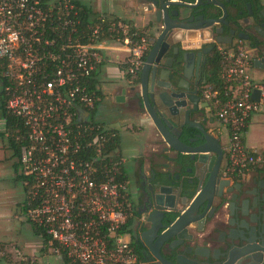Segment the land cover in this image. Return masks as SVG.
Wrapping results in <instances>:
<instances>
[{"label":"built area","instance_id":"obj_1","mask_svg":"<svg viewBox=\"0 0 264 264\" xmlns=\"http://www.w3.org/2000/svg\"><path fill=\"white\" fill-rule=\"evenodd\" d=\"M82 5L0 0L5 108L24 129L17 162L25 216L47 237L45 252L64 264H144L127 228L131 198L119 134L94 119L100 89L91 82L105 44L119 43L127 54L121 77L133 79L148 43L100 11L88 9L84 20ZM253 51L240 41L218 47L221 89L201 90L227 134L225 174L239 177L264 165V155L244 141L251 116L264 119V84L248 75Z\"/></svg>","mask_w":264,"mask_h":264},{"label":"flooded vegetation","instance_id":"obj_2","mask_svg":"<svg viewBox=\"0 0 264 264\" xmlns=\"http://www.w3.org/2000/svg\"><path fill=\"white\" fill-rule=\"evenodd\" d=\"M143 1H149L148 4H152L153 2L152 0ZM169 1H184L191 5H196L194 9L188 11L187 14L183 16L182 20L176 21L173 18V21H167L171 26H180L186 30H173L169 37H172L171 43L166 47L161 46L159 50L162 54L160 69L163 68L166 62H169L171 63V68H169L170 74L173 75L175 71H178V77L175 79L172 77L174 79V85L179 83L181 86L189 88L190 91L196 90L201 99V90L204 86V67L208 62L209 55L217 51L220 46L218 41H227L231 44L240 41L244 44L254 45V48H252L255 50L254 58L260 61L259 66L263 67L264 70V0ZM220 5L223 6L226 15H224ZM156 9L157 7H153V11H157ZM168 9L169 12L173 14L175 7H169ZM150 14L153 16L154 22L158 25L157 30L160 33L163 28L164 18L162 15H159L157 22L156 12ZM221 30V34L216 33V31L219 32ZM188 32H190L189 36L193 39L201 37V40H197L193 45H190L192 43L183 44L186 41V33ZM176 33H181V37L176 36ZM228 37H230V39ZM202 40L207 43L201 44L200 41ZM150 48L149 46L148 51ZM194 48H196L194 50L196 55L202 53L204 50H209L207 53L201 54L198 68L193 69L190 78L184 79L181 82L183 59L184 57L187 58L189 53L192 52L191 49ZM195 59L197 60L196 57ZM139 73H137V76ZM123 81L130 82L131 80L128 81L123 78ZM130 85L132 84L130 83ZM201 103L199 102L200 105ZM157 104L160 105L159 102H157ZM133 105L134 104L131 102L126 106L128 112L133 111ZM160 112L166 114L168 117L167 110L161 105ZM174 122L178 126L174 130L178 140L190 149L197 147L199 143L196 140V136L200 134L199 129L189 127L188 124L183 125V116L174 119ZM189 122L200 125L203 130L210 135L215 133V127L218 125L214 111L206 112V109H201V111L197 113H191ZM170 152L172 156L165 158L169 162L168 165H160V169L150 166L148 170H145L142 164H138L137 170L129 173V191L131 193V209L129 216L130 241L139 260L144 264H162L156 255L166 263L175 264L176 257L181 255V251H183V248L177 251L173 250L178 244L177 241H164V233L179 215L172 212L176 208V205H174L171 212L165 209L162 216L152 212L151 195L156 192L157 183L159 182L163 185L167 191L171 189L172 192H174L175 188L173 187L177 188L178 186H182L184 189L189 190L195 188L198 181H202L203 184L207 176V167L198 163V155L191 152V150L179 153L171 149ZM224 158L223 152V160L218 174L222 179L230 181L229 189H231L232 192L230 194L222 192V195L226 196L228 200L240 191L245 192V194L242 196L241 206H233V213L236 217L235 220L228 218V212L222 210L216 214L214 213L215 217L213 222L220 223V226L212 231V225L210 223L209 225H205L202 231L206 232L207 228L210 229L208 234L211 235L215 242L211 246V249H215L213 255L219 260H222L223 250L220 249V245L217 241L224 240L227 234L237 238V241L234 242L233 252L236 254L241 251L244 244L240 240L244 238V232L238 230L239 226H248L251 229L250 237L254 242H252L248 248L257 251L264 250V177L251 176L247 179L246 177H239L237 175H226L224 174ZM207 162H209V160ZM210 168L214 170V166ZM193 195H195V192ZM168 202L171 201L169 200ZM217 203L218 200L214 199L213 204L215 207ZM255 203L260 204V210L252 208ZM177 205H179V202ZM220 216L226 219L221 221L218 219ZM259 219H261L260 222ZM189 231L194 234V236L198 235V233L193 230ZM198 245L201 249H207V244H204V242H199ZM211 249L209 255L212 253ZM200 254L204 255L206 253L205 251H200ZM183 257L185 260L183 263L185 264H204V259L201 257L191 256L189 258L187 255H183ZM242 264H244V262H242ZM260 264H264V261Z\"/></svg>","mask_w":264,"mask_h":264},{"label":"water","instance_id":"obj_3","mask_svg":"<svg viewBox=\"0 0 264 264\" xmlns=\"http://www.w3.org/2000/svg\"><path fill=\"white\" fill-rule=\"evenodd\" d=\"M152 1V4L145 5V8L149 14L156 12L157 22L159 15H162L164 18L163 28L158 35H155L148 41L151 48L145 57L140 72L138 93L140 97L139 105L144 109L154 127L170 149L179 153L191 150V152L198 155V163L207 167V176L204 183L202 184V181H198L195 188L189 190L184 189L182 186H178L177 188L173 187L175 188L174 192H172L171 189L167 191L163 185L158 182L156 192L151 195L152 212L162 216L165 209L171 212L174 205H176V208L172 212L179 215L164 233V241H177L178 244L173 250L177 251L183 248V251H181L182 254L187 255L189 258L191 256L201 257L204 259V264H242V262H244V264H260L264 261V250L257 251L248 248L249 245L254 242L251 240V229L248 226L238 227V230L244 232V238L240 240L244 245L238 253L235 254L233 252L234 242L237 241L236 237L227 234L224 240L218 241L220 249L223 250L222 260H219L213 255L215 249H211L212 253L209 255L210 248L205 250L201 249L198 245L200 242L199 240L209 246L215 243L210 234L204 237L200 236L204 233L202 231L205 225L211 223L212 231L218 228L220 223L213 222L214 215L222 210H226L228 212V217L235 220L236 217L233 213V206H241L242 196L245 192L240 191L228 200L226 196L222 195V192L230 194L232 190L229 189L230 181L222 179L218 174L223 160V150L220 142L213 135L205 132L200 125L189 122L191 113L200 112L201 109H206L208 105L199 104L200 98L196 90L190 91L189 88L183 87L179 83L177 85L173 84V80L178 77V71H175L173 75L170 74L169 68H171V63L166 62L163 68L160 69L162 58V54L159 51L160 47H166L168 45L167 40L173 30H186L180 26H171L167 21H173V18L176 21L182 20L183 16H185L188 11L194 9L196 5H191L184 1ZM220 6L224 15H226L223 6ZM153 7H157V11H153ZM169 7H175L173 14L169 12ZM216 33L221 34L222 30L219 32L216 31ZM228 38L230 39V37ZM198 40H201V37L198 38ZM200 42L201 44L207 43L203 40ZM218 43L226 44V42L222 41H218ZM195 49L196 48L191 49L192 52L189 53V56L183 59L181 82L184 79L190 78L193 69L198 68L201 54L207 53L209 50H204L202 53L196 55L194 53ZM256 62L260 61L255 60V63ZM172 77H174V79ZM258 95V91H254L251 97L254 101H257ZM116 100H122V97H118ZM157 102L167 110L168 117L166 114L160 112ZM181 116H183V125L188 124L189 127L197 128L200 131V134L196 136V140L199 144L193 149L185 146L175 136L174 130L178 126L174 122V119L180 118ZM208 160L209 162H207ZM211 166H214V170L210 168ZM194 192L195 195H193ZM214 199L218 200L216 207L213 204ZM169 200L172 203L168 202ZM178 202L179 205H177ZM252 208L260 210V204L255 203ZM206 221L209 222L207 223ZM260 221L261 219H259V222ZM189 230L195 231L198 235L194 236ZM200 251H205L206 254H200ZM182 254L176 257L175 264H185L183 263L185 260ZM156 257L162 264H171L162 261L158 255H156Z\"/></svg>","mask_w":264,"mask_h":264},{"label":"crops","instance_id":"obj_4","mask_svg":"<svg viewBox=\"0 0 264 264\" xmlns=\"http://www.w3.org/2000/svg\"><path fill=\"white\" fill-rule=\"evenodd\" d=\"M78 1L94 12L100 11L104 16L108 18L126 22L131 26L132 30H135V32L137 33L146 32L147 43L150 38L159 34L157 29L153 31L151 30L152 29L151 23L155 25L157 24L154 22L153 16L149 14L147 12V9L145 8L146 7L145 5H147L149 1L144 2L143 0H118V1L109 0V3L105 8L103 6L101 7V5L100 6L97 5L98 0H78ZM99 2H101V0H99ZM117 12L120 13L122 16H120ZM139 16H141L142 18H140ZM136 21H139V24H137ZM175 35L181 37L180 36L181 33H176ZM189 35L190 32L186 33L185 42L196 40L190 37ZM171 41H172V37L167 40V44H170ZM222 42H226V44H220L221 47H225V48H229L235 44V43L231 44L230 42L227 41H222ZM108 52H114L119 54H117L112 60ZM254 53L255 50L252 53L250 67L254 69L253 75L254 74L257 75L258 79L257 80L253 79V81L264 84V70L263 67L259 66V62L255 63V60L258 59L254 58ZM101 54L103 61L98 67L96 78L98 80V86L102 98H100V102L94 112V116L98 110V107H100L101 105L102 99H104V97L106 96L104 92H102L101 90L102 79L104 81V78H102V76L103 75L107 76L110 74L111 70L109 65L113 63L117 64L118 69L121 70L122 72V70L125 68L123 61L125 57H127V54L121 51L119 43H115V42H110L105 44L103 46V49L101 50ZM115 69L117 72H119L117 68ZM139 77H140V73L138 74L137 77H134L130 82L123 81L122 88L115 95L116 105L120 107V113L122 115L121 123L123 127L124 128L126 127L127 130L134 131L135 136L137 137V139L133 142V146L131 150L133 155L129 157L127 161L125 160V164L123 167V173L128 179V181H129V173H131V171L133 172L136 171L138 164H142L145 170H148L150 166L160 169L159 168L160 165L162 166L163 164L164 165L169 164V162L165 158L172 156V153L170 152L171 149L166 145L161 135L154 127L151 119L148 117L144 109L139 105L140 103V97L138 95L139 83H140ZM137 80L138 82H136ZM130 83L132 85H130ZM0 88H1V83H0ZM118 97H122V100L117 101L116 99H118ZM131 102L132 104H134L133 105L134 109L132 112H128L126 106ZM199 102L200 103L202 102L201 105L207 104L205 101H203L202 97ZM158 107L160 108V105H158ZM206 112H209L208 106L206 108ZM254 115H258V114H254ZM254 115H252L250 118L248 127L245 132L244 141L246 145L257 149L260 153L264 155V144L257 146V145H251L249 143L248 132H249V127L253 123ZM260 117H259L260 122L264 124V119L262 118V116ZM0 124H1L0 138L5 139L6 142L8 143V135L6 133L3 134V132L5 131L4 120L2 119L1 116H0ZM221 129L224 128H222V126L218 123V125L215 127V133L213 135L215 138L219 140L220 145L224 149L228 138H227V134L224 140L220 138ZM1 134H3V136H1ZM118 137L119 139L118 142L116 143L117 153L121 157L125 158L124 154L121 151L120 134ZM14 159L15 160L11 162L10 174L13 180L22 187L23 195H21V197L18 198V195H16V190H13L11 195L7 197L6 196L7 194L5 192H0V256L5 253L12 254L14 249L17 250L20 249L22 252L20 251L21 253L17 254V256H19L18 261H21L22 264H38V261L34 258V256H37L38 252L41 250L42 241L40 238H38L33 234L32 226L30 225V223L28 222L25 216L24 204L26 199V192L22 184V178L19 175V166H18L17 158ZM224 165L226 170L225 158H224ZM262 169H264V165L257 167L245 177L247 179L250 178L251 176L264 177V172L262 171ZM225 170H224V174H225ZM226 175H231V174H226ZM19 177L20 179H18ZM129 195L131 198L130 191H129ZM218 219L222 221L223 219L226 218L220 216ZM25 226L30 231L31 236L37 239L38 241L37 245H35V242H33L34 239H32L31 237L29 238V235H27L28 238H23V236L21 235V232L26 230ZM129 226H130V217L127 220L128 231L130 229ZM209 230L210 229L207 228L206 232L202 233V235L200 236L204 237L208 235ZM199 241L201 242V240ZM211 246L212 244L210 246L207 244L208 249L209 248L211 249ZM56 260L61 261L58 258H56Z\"/></svg>","mask_w":264,"mask_h":264},{"label":"rangeland","instance_id":"obj_5","mask_svg":"<svg viewBox=\"0 0 264 264\" xmlns=\"http://www.w3.org/2000/svg\"><path fill=\"white\" fill-rule=\"evenodd\" d=\"M108 3L109 0H101V2H99L98 0L97 5H101V7L103 6L105 8ZM118 14L122 16L120 13ZM139 17L142 18L141 16ZM136 22L137 24H139V21ZM151 24L152 31L158 29V25H155L153 23ZM197 40L198 39L187 41L183 44L192 43L190 45H193L197 42ZM245 45L248 46L247 44ZM108 54L113 60V58L119 53L108 52ZM109 67L111 72L107 76H102V78H104V81L102 79L101 83V90L106 96L104 97V99H102L101 105L95 113L94 118L96 121H99L106 126L112 125L119 131V134L121 136V151L124 154V159L127 161L128 158L133 155L131 150L133 142L137 139V137L135 136L134 131L127 130L126 127L124 128L121 123L122 115L120 113V107L116 105L115 95L122 88L123 79L121 77V71L118 69L117 64L113 63L109 65ZM115 68H117L119 72H117ZM253 73L254 69L250 67L248 69V75L252 80H257L258 76L255 74L253 75ZM259 117V115H254L253 123L249 127L248 139L251 145L259 146L261 144H264V124L260 122ZM225 137L226 131L224 129H221L220 138L224 140ZM14 160L15 159L13 158V152L11 149H9L8 143L5 139L0 138V192H5L7 194L6 196L8 197L11 195L13 190H16V195H18L19 198L21 197V195H23L22 187L13 180L10 174L11 162ZM25 229V231L21 232L23 238H28L27 235H29V238L31 237L32 239H34L33 242H35V245H37V239L31 236L30 231L26 228V226ZM16 250L17 249H14L12 254L5 253L1 255L0 260L2 261H0V264H22L21 261H18L19 256H17V254L21 253L22 251L20 249H18L17 251ZM34 258L38 261V264H64L63 262L56 260L55 256L47 254L46 252H41V250L38 252L37 256H34Z\"/></svg>","mask_w":264,"mask_h":264},{"label":"trees","instance_id":"obj_6","mask_svg":"<svg viewBox=\"0 0 264 264\" xmlns=\"http://www.w3.org/2000/svg\"><path fill=\"white\" fill-rule=\"evenodd\" d=\"M73 2L79 5H82L78 0H73ZM82 6L84 9L83 19L86 20L87 11L89 8L86 7L85 5H82ZM133 32L137 33L135 32V30H133ZM137 35L139 37H144L147 40L146 32H142V33L138 32ZM248 47L254 48V45H248ZM145 57H144V60H145ZM2 72H3V66H2V63L0 62V83H1L0 116L4 120V130L5 131L3 134L6 133L8 135V147L9 149L12 150L13 157L18 158V149H19L20 143L23 140L24 129L21 125V122L16 117L11 115L5 108L6 99L4 97V92H3V87L5 85V79L2 77ZM220 72H221V57L219 56L218 52L215 51L212 55H209L208 62L206 63L204 67L205 75H204L203 85H209L212 87L213 90L220 91L221 89ZM94 77H96V75ZM126 79L132 81V79H129L128 77H126ZM136 82H138V80ZM91 84L93 87H95L98 84L97 78L92 79ZM98 94L100 98H102L101 92H99ZM3 134H1V136H3ZM118 139L119 137L116 139V143L118 142ZM262 171L264 172V169H262ZM18 179H20V177ZM31 226H32L33 234L37 236L38 238H40L42 241L41 252H45L46 250L45 245L47 242V237L45 235L40 234V231L37 228H35L33 225Z\"/></svg>","mask_w":264,"mask_h":264}]
</instances>
